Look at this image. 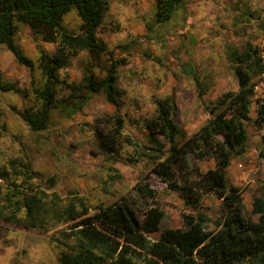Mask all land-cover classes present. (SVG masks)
Returning <instances> with one entry per match:
<instances>
[{
  "label": "rangeland",
  "instance_id": "rangeland-1",
  "mask_svg": "<svg viewBox=\"0 0 264 264\" xmlns=\"http://www.w3.org/2000/svg\"><path fill=\"white\" fill-rule=\"evenodd\" d=\"M98 37L107 50L90 58L81 51L61 73L70 81H80L89 62L94 75L103 78L115 65L116 84L121 89L119 108L96 92L83 107L70 112L63 101L51 110L47 128L33 133L17 111L38 103L31 86L42 81L38 66V45L50 54L55 44L34 38L28 27L17 23L16 42L31 57L29 69L18 63L0 44V68L4 78L15 81L21 93L0 91V196L9 183L25 188L20 164L28 162L33 190L43 189L68 197L82 195L91 211L100 202L112 203L127 198L134 203L140 218L144 205L134 190L152 163L133 158L131 146L118 141L117 153L97 146L94 128L107 130L110 123L101 117L122 115L123 134L147 143L143 120L153 114L152 96L170 97L176 103L174 120L186 135L193 133L210 116L209 103L222 93L237 89V81L228 55L229 45L251 40L264 55V0H184L175 17L167 23L154 21V0H107ZM81 22L76 10L63 16L62 24L77 33ZM255 98H264V72L252 78ZM202 86V88H201ZM201 91H204L202 94ZM69 90L59 88L63 99ZM12 107H15L14 109ZM253 102L251 115H255ZM249 139L246 150L231 157L227 168L228 184L241 188V201L249 213L254 196H264V158L259 156L264 128L252 121L246 124ZM214 166L212 159L201 162L202 169ZM157 199L165 216L161 228L184 227L182 214L198 213L209 218L207 229H216L224 207L214 195L203 197L200 210L185 206L181 198L163 183L157 187ZM2 204V203H1ZM7 214V208L0 205ZM22 214V212H19ZM68 225H49L44 230L24 227L0 216V264H59L61 252L70 242L61 233ZM152 234L151 238H156Z\"/></svg>",
  "mask_w": 264,
  "mask_h": 264
},
{
  "label": "trees",
  "instance_id": "trees-1",
  "mask_svg": "<svg viewBox=\"0 0 264 264\" xmlns=\"http://www.w3.org/2000/svg\"><path fill=\"white\" fill-rule=\"evenodd\" d=\"M183 2L154 0V21L169 22ZM107 4V0H0V44L18 63L29 69L35 66L15 40L17 23L26 25L34 38L55 44L52 54L38 45L42 81L37 85L32 82L31 86L38 103L17 111L31 132L47 128L51 110L59 100L70 112H76L94 93L102 92L107 101L119 108L121 89L116 84L114 64L103 78L94 75L89 62L80 81L61 76L81 51L90 59L107 50L106 43L97 35ZM72 9L81 19L77 33L62 24L63 16ZM228 55L237 89L226 91L210 102V116L193 133L186 135L174 120L175 101L158 96H152L153 114L143 120L147 143L123 134L121 114L101 117L103 123H110L109 129L99 124L94 128L97 146L102 151L117 153L116 144L123 140L131 146L133 158H145L152 163L154 176L144 174L133 187L144 205L143 218L127 198L100 202L91 211V206L77 192L61 197L54 191L33 190L29 180L35 172L28 162L20 164L25 188L9 183L0 196V205L8 211L4 214L0 209V216L41 230L49 225L67 224L68 229L61 233L70 244L59 255V264H264V196H254L247 213L241 201V188L228 184L227 178L231 157L246 150L249 139L246 124L252 121L264 128V98L253 99L252 81L264 72V55L251 40L229 45ZM59 88L69 90L63 99L56 97ZM0 91L22 92L15 81L4 78L1 68ZM262 143L259 156L264 158V133ZM205 159H212L214 166L202 169L201 162ZM0 174L3 178L9 175L5 171ZM160 182L175 192L185 206L195 210H200L205 196L220 199L224 212L216 222V229H207L209 218L202 213L196 216L183 213L182 228H161L165 213L157 199ZM156 233L157 237L151 238Z\"/></svg>",
  "mask_w": 264,
  "mask_h": 264
}]
</instances>
